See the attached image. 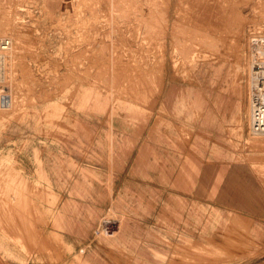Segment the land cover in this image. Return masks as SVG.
<instances>
[{
  "label": "rangeland",
  "instance_id": "rangeland-1",
  "mask_svg": "<svg viewBox=\"0 0 264 264\" xmlns=\"http://www.w3.org/2000/svg\"><path fill=\"white\" fill-rule=\"evenodd\" d=\"M260 28L264 0H0V264H264Z\"/></svg>",
  "mask_w": 264,
  "mask_h": 264
},
{
  "label": "built area",
  "instance_id": "built-area-1",
  "mask_svg": "<svg viewBox=\"0 0 264 264\" xmlns=\"http://www.w3.org/2000/svg\"><path fill=\"white\" fill-rule=\"evenodd\" d=\"M10 46V40L0 41V51ZM250 59L249 101L251 113L249 128L254 133L264 132V28L252 30L248 38ZM0 96V104L2 103Z\"/></svg>",
  "mask_w": 264,
  "mask_h": 264
},
{
  "label": "bare ground",
  "instance_id": "bare-ground-1",
  "mask_svg": "<svg viewBox=\"0 0 264 264\" xmlns=\"http://www.w3.org/2000/svg\"><path fill=\"white\" fill-rule=\"evenodd\" d=\"M173 31H174V29H173ZM172 33V32H171ZM2 39H5V38H0V41L2 40ZM8 39V38H7ZM10 40V39H9ZM10 43H11V41H10ZM11 47L10 46H8L5 50H3V51H0V61H1V63H0V70H1V72H3L2 71V66L4 65V60H5V55H6V52L10 49ZM164 50V49H163ZM228 58V57H227ZM250 68H251V65H250ZM2 75H3V73H2ZM3 78V77H2ZM2 78L0 79V81H2ZM3 92H0V96H1V94H2ZM142 96H143V94H142ZM248 104L250 105V111H249V117H248V126H249V120H250V113H251V104H250V101H249V97H248ZM249 130H250V132L252 133V134H254V135H264V132H260V133H254V132H252L251 131V129L249 128ZM32 243V242H31Z\"/></svg>",
  "mask_w": 264,
  "mask_h": 264
},
{
  "label": "crops",
  "instance_id": "crops-1",
  "mask_svg": "<svg viewBox=\"0 0 264 264\" xmlns=\"http://www.w3.org/2000/svg\"><path fill=\"white\" fill-rule=\"evenodd\" d=\"M167 79H168V81L169 80L171 81L172 80L171 75ZM238 121H239L240 126H242L243 120L240 118V119H238ZM158 148H159L160 153L163 154V152L165 151V143H164L163 139L162 140L158 139ZM163 160L164 159L161 157V161H162L161 163H163ZM16 204H19V201H16ZM103 222L107 224L109 222V220L103 219ZM104 228H106V227H104ZM106 229H108V227ZM107 232H109V231L107 230ZM79 260L82 261L84 264H89L87 261L83 260L82 257H80V256H79Z\"/></svg>",
  "mask_w": 264,
  "mask_h": 264
}]
</instances>
